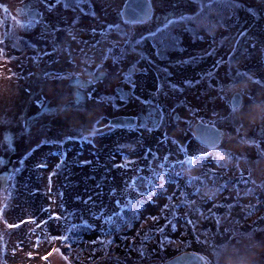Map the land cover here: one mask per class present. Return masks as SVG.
<instances>
[{"label": "rangeland", "instance_id": "1", "mask_svg": "<svg viewBox=\"0 0 264 264\" xmlns=\"http://www.w3.org/2000/svg\"><path fill=\"white\" fill-rule=\"evenodd\" d=\"M107 1L118 2L120 6L124 2ZM149 2L157 13L171 8L180 15L164 21L151 16L146 21L126 23L116 13L108 18L107 7L104 9L100 0L96 3L60 0L67 12H83L82 31L75 27L52 30L53 41L49 42L46 31L43 42V35L29 26L22 28L16 24L4 30L0 43V115L3 116L0 184L3 183V198L7 199L3 203V216L7 218L3 234L8 237L9 253L16 247L20 249L15 252L34 257L29 252L41 240L40 246H48L42 245L47 233L49 237L63 235L69 228L83 223L88 225V262L160 264L163 262L160 253L155 252L151 255L154 259L148 261L145 246L139 248L137 241L134 242L138 227L152 226L161 213L165 218L171 213L166 195L157 193L151 198L146 194L148 177L167 165L169 174L181 177L184 172L181 164L192 160L191 189L235 186V181L223 185L220 176L217 177L228 174V160L220 159L215 165L210 150L188 137L179 126L192 116L187 95L194 87L190 81L197 82L204 73V65H200L209 55L213 62L235 70L230 74L239 80L243 72H248L244 75L248 80V76L254 78L262 70L264 0ZM71 22L73 26L74 20ZM57 33L60 35L54 38ZM79 36L82 43L73 42ZM28 38L30 42L26 44ZM77 45L82 50H76ZM51 50L66 59L67 69L59 66L58 61L48 66L46 51ZM24 55L28 57L17 58ZM36 62L44 64L34 72ZM130 66L133 73L127 76L125 69ZM115 85L129 89L130 96L125 100L119 98L113 91ZM178 101L185 113L177 108ZM143 102L162 108V118L156 124L136 123L130 128L108 125V119L114 115L134 116ZM174 114L181 115L176 119ZM125 152L130 153L124 155ZM174 183L168 182L167 196L174 186L173 190L178 187ZM252 183L249 180L245 186ZM244 184L241 181L238 186ZM177 194V201L184 204L180 213L183 215L175 219L174 228L180 233L185 225L201 237L196 221L201 212L200 203L187 199L191 193H186L184 199L180 198L183 193ZM140 199L148 204H137ZM125 209L129 210L125 212L126 226L117 228L113 215L119 211L123 214ZM220 211V219L226 221L227 207ZM188 220L195 221L196 228L189 226ZM37 223L38 229L32 226ZM107 226L108 233L103 238L101 232ZM231 226L238 229L240 223ZM154 234L150 239L157 235L177 237L168 224ZM211 236L201 244L193 241L188 247L205 264L227 262L226 237L221 233ZM179 237L188 244L184 234Z\"/></svg>", "mask_w": 264, "mask_h": 264}, {"label": "flooded vegetation", "instance_id": "2", "mask_svg": "<svg viewBox=\"0 0 264 264\" xmlns=\"http://www.w3.org/2000/svg\"><path fill=\"white\" fill-rule=\"evenodd\" d=\"M59 1L0 0V43L3 42L4 30L10 29L16 24H19L22 28L32 27L42 35L48 31L49 39L46 40L48 42L53 41V35L50 33L52 30L75 27L77 31H82L84 27L80 25V22L83 20L81 18L83 12L77 10L67 12L59 4ZM72 1L83 3L86 0ZM89 1L96 3L98 0ZM100 1L104 9L107 7L105 9L106 14H108L107 17L116 13L119 18L120 3L116 2L114 4L107 0ZM154 9L151 10V15L147 20L153 16L164 21L167 18H177L180 15V13L175 14L171 8L162 9L161 13H157ZM55 11L58 13H55ZM56 18L58 21H56ZM72 19L75 22L73 26ZM148 24L150 25V23ZM58 35L60 34L54 35V38ZM81 38L79 36L73 42L76 41L81 44ZM42 39L45 42L44 35ZM26 41V44H28L30 42L29 38ZM75 49L82 50L80 45L75 46ZM46 53L49 67L55 61H58L59 66L64 69L68 68L69 64L66 59L61 58V55L57 52L51 50L46 51ZM83 56L84 54L81 51L80 57ZM27 57V55H24L17 58L24 59ZM261 57L262 70L256 73L254 78L248 76V80H245L244 77L248 72H243L242 79L239 80L235 74V77L231 75L235 70H230L228 66H224L222 63L213 62L214 60L209 55L210 60L206 59L200 65H204V73L198 77L197 82L190 81L194 87L190 92H187V95L191 102L188 105V110H191L192 116L188 117L187 122H181L179 126L184 133L188 134V137L196 141L201 140L205 144L215 142L212 146H206L213 155L215 165L218 164L220 159L226 158L229 162L227 173L232 174L233 178L245 180L244 185L238 186L241 183L239 182L235 183V186H227L217 193L210 203L213 206L222 199L224 206L228 209L224 245V253L228 260L221 264H264V53ZM46 59H43V61ZM43 64V62L34 63L33 65L37 66L34 72L38 71L40 67L42 68ZM65 65L66 67H64ZM129 68L131 69L132 66ZM114 72L112 71L113 76ZM33 74L35 75V73ZM125 74H127V69H125ZM176 105L179 111L186 112L180 101ZM198 105L202 106L198 108ZM194 108L198 111L195 112ZM151 109H153L152 113L150 112ZM160 109L155 105L143 102L138 105V110L134 115L140 114L144 118L146 117L145 125H149V119L153 115L152 118H155L154 124H156L162 118ZM180 115L174 114V118L178 119ZM194 126L196 127L194 128ZM0 135V177L2 178L3 116L1 115ZM249 180L253 183L251 186H245ZM2 193L3 183L0 184V264L100 263L88 262L86 235L82 231L77 233L72 228H69L63 235H55V237H49L47 233L42 245L48 244V246L46 248L40 246L41 240L39 245L34 247L32 252H29L34 257L23 256L22 253L15 252V250L20 249L16 247L15 250L9 253L7 248L8 237L3 234V224L7 222V218L3 216V203H6L7 199L3 198ZM238 222L240 227L237 229L234 225ZM32 226H36L38 229V223ZM52 229L56 228L53 227ZM35 257L37 259L33 260L32 258ZM24 259H26V262H23Z\"/></svg>", "mask_w": 264, "mask_h": 264}, {"label": "trees", "instance_id": "3", "mask_svg": "<svg viewBox=\"0 0 264 264\" xmlns=\"http://www.w3.org/2000/svg\"><path fill=\"white\" fill-rule=\"evenodd\" d=\"M112 49V47H110V50ZM130 152H125L124 155L129 154ZM182 163V162H181ZM180 163V164H181ZM168 166V165H167ZM167 166L161 167L160 171L155 173L154 175H151L150 177H148L149 181H148V185L146 186L148 192L146 193L147 195L151 196V198L156 197L157 193H160L162 196L166 195L167 199L165 200V202L169 203L170 208H171V213L169 216H166V218L164 217V215L161 213L160 217H156V219L153 221V225L152 226H144V227H138V232H140V234L137 232L138 238H134V242L137 241V245L141 246L139 248H142L145 246V252H146V257H150L147 260L148 261H152L154 258H151L152 254L156 253H160L159 255L163 258H161L162 261H165L169 258L175 257L181 253L184 252H192V250L188 247L189 245H193V241H197L199 243L197 244H201V241H205L206 239H208L209 234H212V238L215 237L214 235H218L219 233H221V235H223L224 237H226L225 235V223L226 221L221 220L220 219V213H222L221 211H218L219 209L224 207V203L223 200H219L217 201L216 205L211 206V204H209L207 206V202H211L212 200H214V198L216 197V194L221 192L224 188H226L227 186H205V188H201L202 186H197L195 189H192V191L190 192V196L187 197V199L191 200L193 203H200V208H201V212L199 213V215L197 216V224H199L198 226L200 227L201 230V237L200 235H198L197 233L193 234L190 229H188V226L183 225L182 227H184V230L182 229V231H180V233H177V227H175L174 222H177V220H175L176 218L181 217L183 214L181 213L182 209V205L184 203H179L177 201V199H179V195L177 194L175 196L176 192H181L183 193V195L180 198H185L186 193L188 192L187 190H189L188 187H190L189 185V181H190V175H189V168L192 166V160L187 161V162H183L181 164L182 166V170L184 171L182 176L180 177L178 174L177 175H172L169 174L168 168ZM157 174V175H156ZM161 175H164V177H161ZM170 175H172V179H170ZM228 175V174H227ZM225 174L223 175H218L217 177L220 176V183L223 185H229L231 182L235 181V183H239L241 181H245V180H239L236 177H232V174H229V176H227ZM161 178V182L159 177ZM141 177V176H140ZM217 177H213V178H217ZM226 177L227 180H223V178ZM237 179V180H236ZM173 181L175 182L174 185L178 186L176 188V190L174 187L172 188V190L170 191V193L167 196V191H168V187L170 186V184H168L169 181ZM180 190V191H179ZM195 192V193H194ZM174 193V194H173ZM195 194V195H194ZM194 195V196H193ZM150 198V199H151ZM137 203L139 205H143L145 206L146 203L148 204V202L144 201L143 199H140ZM122 209H124L122 207ZM120 210V209H119ZM160 210H162V208H159V212H161ZM123 211V210H120ZM120 211L115 213L113 215V221L116 223L117 228L120 227H125L126 226V213L129 210L125 209L123 214H120ZM218 217H217V216ZM158 216V214H157ZM168 217V219H167ZM107 221V220H106ZM189 221V220H188ZM218 222L222 223L218 225ZM107 224V222H106ZM168 224V228L172 226V230L173 233H176L177 237L172 239L171 236L169 235H157L154 239H150L152 238L154 234V232H156V230H160V232L162 231V229H164L165 225ZM189 226H194L196 228L197 224L195 221H189L188 222ZM108 225V224H107ZM90 227V225H89ZM72 229L79 233L80 231L84 232L86 235V244H87V252H88V233L86 231H88V225L87 224H78L74 225L72 227ZM189 230V231H188ZM93 230L90 231V233ZM144 231V232H143ZM108 233V226L106 227L105 231L101 232V236L104 238L105 235ZM182 234H184V237L186 238V241L188 242V244L186 245L185 241H183L179 236ZM136 235V236H137ZM217 237V236H216ZM218 238V237H217ZM220 238V237H219ZM207 241V240H206ZM190 243V244H189ZM209 243V241H208ZM91 247V244H90ZM91 251V249H90ZM138 251V250H136ZM97 261H95L96 263ZM130 264V263H129Z\"/></svg>", "mask_w": 264, "mask_h": 264}, {"label": "water", "instance_id": "4", "mask_svg": "<svg viewBox=\"0 0 264 264\" xmlns=\"http://www.w3.org/2000/svg\"><path fill=\"white\" fill-rule=\"evenodd\" d=\"M151 13V5L148 0H125L122 5L121 10V19L126 22H139L144 21L148 18ZM130 70H127V73H130ZM115 92L122 98L128 96L127 90L116 87ZM153 112V109L150 110ZM146 114L148 113L145 112ZM139 117V124L143 125L144 117L140 114H137ZM152 121V119H151ZM108 124L114 127H131L135 124V117L133 116H113L108 119ZM196 126H194L195 128ZM217 139V138H215ZM199 143L204 144L203 141L198 140ZM215 142L208 143L207 145H212ZM163 264H204L201 257L195 253H181Z\"/></svg>", "mask_w": 264, "mask_h": 264}]
</instances>
